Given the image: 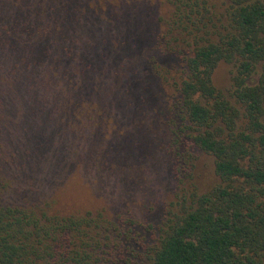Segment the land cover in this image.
I'll list each match as a JSON object with an SVG mask.
<instances>
[{
	"label": "trees",
	"instance_id": "1",
	"mask_svg": "<svg viewBox=\"0 0 264 264\" xmlns=\"http://www.w3.org/2000/svg\"><path fill=\"white\" fill-rule=\"evenodd\" d=\"M217 10L0 0V264H264V0ZM220 63L226 93L212 80ZM193 151L213 159L216 183L202 193ZM71 166L121 197L136 189L130 167L172 172L150 250L139 256L135 237L64 199Z\"/></svg>",
	"mask_w": 264,
	"mask_h": 264
},
{
	"label": "rangeland",
	"instance_id": "2",
	"mask_svg": "<svg viewBox=\"0 0 264 264\" xmlns=\"http://www.w3.org/2000/svg\"><path fill=\"white\" fill-rule=\"evenodd\" d=\"M205 1L216 11L223 3V0ZM175 64L179 65L178 62ZM230 72L231 67L223 63L218 64L213 72L212 80L214 86L224 93L229 88ZM166 94L169 96L170 93L166 91ZM13 112L14 116L18 118V111L13 109ZM20 117H22V114H20ZM1 161L2 158L0 159ZM96 162H98L96 166L98 167V176H100L104 174L101 168L103 163L99 162L96 155L90 156L88 166L96 169L92 165ZM70 168L77 174V178L76 181L70 183L69 189L65 190L66 195L63 196L66 197L64 199H69L71 201L69 203H73L74 209L78 210V212L80 211V213L90 212L97 214L101 212L104 217H107L114 224L118 231L128 232V234L135 237L138 241L130 240L127 245L134 248L139 256L146 250H150L159 236L157 228L161 227L165 220L166 206L174 201L172 172L166 171V173H163L157 167L152 170H144L141 166L133 170L130 167L123 174L126 176L125 178L134 180L131 184L136 189L129 188L127 194L121 197L120 194L114 193L113 188L108 186L110 183L105 179L86 175L83 169L81 171L76 167L75 170L72 166ZM1 171L11 172L4 166H1ZM189 178L191 182H194L197 193H202L210 188L216 183V177L213 172V159L208 155L193 151ZM5 184L7 182L5 183V178L0 173V185L4 186ZM189 185V182L184 185L187 192L190 190ZM75 190L76 193H74ZM18 197V202H20L24 196Z\"/></svg>",
	"mask_w": 264,
	"mask_h": 264
}]
</instances>
